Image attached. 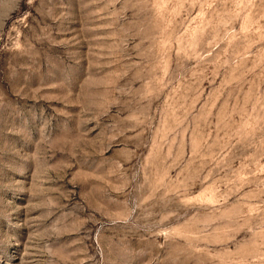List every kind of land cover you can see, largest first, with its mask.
Wrapping results in <instances>:
<instances>
[{
  "label": "rangeland",
  "instance_id": "obj_1",
  "mask_svg": "<svg viewBox=\"0 0 264 264\" xmlns=\"http://www.w3.org/2000/svg\"><path fill=\"white\" fill-rule=\"evenodd\" d=\"M0 264H264V0H0Z\"/></svg>",
  "mask_w": 264,
  "mask_h": 264
}]
</instances>
